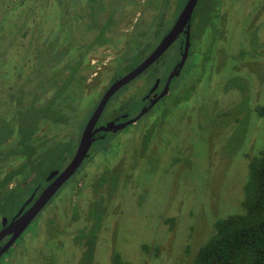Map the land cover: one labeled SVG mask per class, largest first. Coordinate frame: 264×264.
<instances>
[{
    "label": "rangeland",
    "instance_id": "1",
    "mask_svg": "<svg viewBox=\"0 0 264 264\" xmlns=\"http://www.w3.org/2000/svg\"><path fill=\"white\" fill-rule=\"evenodd\" d=\"M153 1L157 18L138 23L143 27L151 21L149 26L158 28L147 36L167 28L171 18L161 9L169 0ZM52 2L41 9L46 38L57 30L60 7ZM226 8L218 20H212L213 10L201 14L204 42L176 88L139 124L119 131L109 143H98L94 150L101 151L86 173L77 175L76 185L71 182L75 193L65 189L62 195L68 198L61 197L59 209L47 210L46 218L32 224L0 264H193L219 220L245 213L250 163L264 149V0H226ZM101 10L96 3L86 12L91 17ZM80 11L74 7L72 14ZM92 21L100 25L96 17ZM24 54L14 46L15 79L27 69ZM141 59L119 66L113 62L108 70L120 77ZM105 78L104 69L94 84ZM96 88L79 110L81 124L105 86ZM146 90L139 83L131 94L126 92L125 104L132 105ZM114 168L120 178L111 183L105 177L103 186L98 178ZM63 203H68L64 209ZM6 208L11 211L13 205ZM52 212L56 219L49 220ZM87 219L93 221L88 227ZM88 235L95 242L87 249Z\"/></svg>",
    "mask_w": 264,
    "mask_h": 264
},
{
    "label": "flooded vegetation",
    "instance_id": "2",
    "mask_svg": "<svg viewBox=\"0 0 264 264\" xmlns=\"http://www.w3.org/2000/svg\"><path fill=\"white\" fill-rule=\"evenodd\" d=\"M188 1L180 4L169 0L161 8L165 18L171 17L168 27L147 36L148 30L158 29L149 26L157 18L153 0H53L52 6L56 4L61 10L56 7L59 16L54 22L55 36L46 38L41 9L45 6L47 10V0H17L15 4V0H0V253L5 250L0 261L32 224L46 218L47 210L59 209L64 200L61 197L68 198L62 195L65 189L75 193L72 184L78 174L86 173L87 165L101 151L94 150L98 143H109L119 131L139 124L176 88L175 82L188 74L190 57L196 48L201 49L206 35L205 18L201 14L213 10L216 13L212 14V20L222 17L227 9L226 0L212 4L209 0L197 1L190 31L185 28L178 32L171 46L153 65L110 97L90 129L94 142L86 158L74 174L64 177L106 94L117 81L157 51L175 28ZM96 3L101 4L102 10L99 15L89 17L91 12L88 15L86 10H93ZM74 7L81 11L73 15ZM95 17L101 26L99 21H92ZM149 18L148 24L138 27L141 19L148 21ZM63 33L67 34L61 38ZM14 46L24 49L27 67L16 79L11 63ZM134 57L142 59L123 76L116 77V70H108L113 62L119 66ZM162 59H168L167 64L161 65ZM104 69L106 78L94 84ZM144 74V79L135 82ZM110 79L113 80L107 86ZM132 83L137 84L125 89ZM139 83L146 92L132 105H126L123 97L126 92L131 94ZM103 86L97 105L81 124L79 110L83 102L96 87ZM131 106H136L134 111H130ZM110 125L125 127L105 132L103 129ZM112 170L98 178L103 186L105 177L111 183L120 178L121 173L116 168ZM51 187L56 189L52 195L49 194ZM9 204L13 205L11 211L6 208ZM67 204L63 203V209ZM52 213L49 220L56 219V213ZM92 223L87 219L85 226ZM86 238L88 249L95 241L93 236Z\"/></svg>",
    "mask_w": 264,
    "mask_h": 264
},
{
    "label": "trees",
    "instance_id": "3",
    "mask_svg": "<svg viewBox=\"0 0 264 264\" xmlns=\"http://www.w3.org/2000/svg\"><path fill=\"white\" fill-rule=\"evenodd\" d=\"M243 206L215 224L193 264H264V149L250 163Z\"/></svg>",
    "mask_w": 264,
    "mask_h": 264
},
{
    "label": "water",
    "instance_id": "4",
    "mask_svg": "<svg viewBox=\"0 0 264 264\" xmlns=\"http://www.w3.org/2000/svg\"><path fill=\"white\" fill-rule=\"evenodd\" d=\"M197 1L198 0H189L185 9L183 10L181 17L179 19V21L177 22L175 28L173 29V31L165 38V40L162 42V44L159 46V48L157 49V51L149 58L147 59L143 64H141V66H139L138 68H136L135 70H133L129 75H127L126 77L122 78L121 80L117 81L114 86L110 89V91L106 94V96L104 97L100 107L98 108V110L96 111V114L94 115L93 120L90 123V127L89 129L85 132V135L81 141V145L80 148L78 150V153L74 159V161L72 162V164L70 165V167L68 168V170L65 172L64 177L66 178L71 176L72 174H74V172L77 170V168L81 165V163L84 161V159L87 156V152L90 149L91 145L93 144L94 140H93V134L90 132V129L92 127V124L95 120L98 119V117L100 116L102 110L104 109L105 104L107 103V101L110 99V97L115 94L122 86H124L125 84L129 83L131 80L135 79L136 77H138L140 74H142L145 70H147L151 65H153L161 56L162 54H164V52L171 46V44L174 42L175 40V36L178 32H180L181 30H184L185 28H187L190 31V23H191V19H192V14L193 11L197 5ZM189 36V35H188ZM187 36V38H188ZM189 47L187 45V51H188ZM187 51L185 53V57H183V62L185 61V58L187 57ZM125 126H121V127H111V125L109 126V128H105L103 129L105 132L111 130V129H116V128H123ZM101 131V130H100ZM49 189H52L49 191V194L52 195L56 189H54V187H51ZM49 195V196H50ZM27 221V220H26ZM26 221L23 222L26 223ZM27 225H25L26 227ZM24 227V228H25ZM5 252V250L2 251V253H0V256Z\"/></svg>",
    "mask_w": 264,
    "mask_h": 264
}]
</instances>
